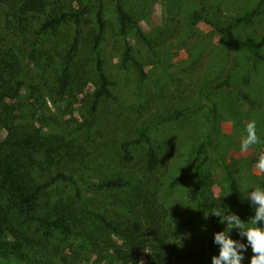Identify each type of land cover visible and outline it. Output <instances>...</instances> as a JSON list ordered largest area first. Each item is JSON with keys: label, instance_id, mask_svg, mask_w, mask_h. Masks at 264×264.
Instances as JSON below:
<instances>
[{"label": "rangeland", "instance_id": "374dc122", "mask_svg": "<svg viewBox=\"0 0 264 264\" xmlns=\"http://www.w3.org/2000/svg\"><path fill=\"white\" fill-rule=\"evenodd\" d=\"M59 1L67 11L85 10L82 24L68 20L54 30H41ZM121 1L155 43L152 52L140 40L135 27H131L126 36L132 45L133 57L145 67L146 77L141 76L134 60H123L125 41L118 21L117 0H49L52 5L44 13L21 14V17L6 1L0 2V54L7 61L2 68L10 71L13 67L10 85L23 82L19 98H6L7 105L16 109L10 112L7 122L14 123L20 134L64 135L70 143L69 164L62 162L54 168H64L86 181L128 173V170L140 174L143 157L139 149H136L137 160L133 163H121L116 168L110 162L115 155L121 157L120 146L125 139L136 138L140 130L149 127L159 152L170 159L169 163L165 160L159 174L165 183L162 201L170 212L177 205L183 210L181 216L166 218L167 226L162 230L169 236L168 247L159 246L160 237L157 236L152 245L128 264H212V257L218 256L220 251L216 243L202 258L190 263L178 259V253L183 254L186 249L184 239L196 238L208 243L214 230L210 216L205 218L203 213L182 236L178 232L180 224L197 213V205L190 197L192 185L168 189L171 180L183 174L198 145L207 140V112L204 109L184 119L165 117L187 107L197 108L203 86L222 75L226 68L231 69L232 85L212 91L211 100L218 107V135L209 148L211 157L205 169L209 185L204 200L210 204L222 197L233 213L248 222L251 213L230 200L220 161L230 166L242 188L246 184L264 186V174H258L255 169L258 152L264 144L253 146L247 153L240 151L242 134L252 119L256 120L257 134L264 141V61H256L247 48L229 50L215 27L206 20H196L195 16L199 12L205 19L228 26L237 17L254 10L260 0ZM101 7L107 30L102 44L97 47ZM77 31L80 32V45L70 70L72 85L66 95L60 97L56 94L58 74ZM231 37L236 42L261 41L264 38V6L251 21L236 25ZM99 53L104 59L106 73L114 82L113 97L103 99L98 110L93 111V96L99 87ZM7 136L6 121L0 117V145ZM116 192L106 199L112 203L111 209L99 206L110 220L116 219L115 212H127ZM96 201L103 203L105 199L101 197ZM143 223L148 227L146 221ZM224 225L226 228V223ZM236 234L237 230L233 229L231 238L236 240ZM113 237L120 244L124 243ZM114 253L107 240L104 249L99 247L90 253L81 248L79 258L71 260L73 264H123ZM71 255L76 257L75 252ZM60 258H54L56 264H64ZM0 264L8 263L0 261Z\"/></svg>", "mask_w": 264, "mask_h": 264}, {"label": "trees", "instance_id": "16d2710c", "mask_svg": "<svg viewBox=\"0 0 264 264\" xmlns=\"http://www.w3.org/2000/svg\"><path fill=\"white\" fill-rule=\"evenodd\" d=\"M4 1L16 11L18 16L44 13L48 6L52 5L49 0H0V2ZM263 6L264 0H260L254 10L237 17L228 26H220L214 21L205 19V16L199 12L196 13L195 18L206 20L214 26L221 35L223 44L229 50L247 48L256 61H264V38L261 41L248 39L236 42L231 37V30L236 25L251 21L259 14ZM103 12L101 7L98 11L97 47L102 44L107 30ZM85 13V10L67 11L59 1L41 30H54L68 20H74L77 25H81ZM117 13L121 34L125 41L123 60L126 62L134 60L141 76L146 77L145 67L133 57L132 45L126 36L129 29L135 27L140 40L152 52L155 51V43L146 34L135 16L125 9L121 0H117ZM79 45L80 32L77 31L63 69L58 74L59 87L56 94L60 97L66 95L72 85L70 70ZM5 62L7 61L0 54V117L6 121L8 130V136L0 145V261L8 264H56L54 258L60 256L62 263L73 264L71 258L78 259L81 248L91 253L99 247L104 249V244L107 245V240H109V247L115 252L114 256L123 264H128L152 245L153 238L157 240V236L160 237L157 241L158 245L168 247L169 236L162 230L167 226L166 218L169 215L181 216L183 207L177 205L174 211L170 212L162 201V186L165 183L161 181L159 174L165 160L169 163L170 159H165L159 152L149 127L140 130L136 138L125 139L120 146L121 157L115 155L110 162L111 166L116 168L120 167L121 163H133L137 160L136 149H139L143 157L140 174H134L128 170V173L119 172L109 177L103 176L86 181L83 178H77L74 173L64 168L56 169L54 167L60 166L62 162L69 164L68 158L71 156L68 153L70 143L64 135L45 136L33 132L20 134L14 123L7 122L11 115L10 112L16 109L15 106L7 105L6 98H19L23 82L17 81L13 86L10 85V78H13L14 71L11 72L13 67L10 71L3 70ZM97 72L99 87L93 96V111L98 110L103 99L113 97L114 82L106 73L101 53L97 59ZM231 79V69L226 68L222 75L203 86L201 103L197 108L187 107L165 117L184 119L204 109L207 112L205 114L209 128L207 140L198 145L183 174L168 184V189L171 190L184 184L192 185L190 197L197 205V213L180 224L181 229L179 228L178 232L182 236L188 226L194 225L196 217L206 212L209 213L213 223L215 236V233L224 231L226 228L224 223L220 222V217L211 215V213L214 210L233 213L231 206L222 197H218L210 204L204 200L209 185L205 172L211 157L209 148L214 145L218 135V107L211 100L212 91L224 86L230 87ZM220 166L224 173V182L230 192L231 202L239 208L246 209L254 217L255 206L251 205L250 199H246V193L237 176L224 161H220ZM113 192H116L119 203L123 202L127 212L123 214L115 212L113 217L116 219L110 220L99 206L111 209L113 205L106 199L111 197L112 195L109 194ZM101 197L105 201L98 203L96 200ZM143 221L147 222L148 227ZM261 226L264 227V222ZM113 235L123 240L124 243L120 244L113 239ZM214 236L208 243L199 242L196 238L184 239L183 244L186 249L184 255L178 253V259L190 263L195 258H202L215 243ZM236 240L247 244V238L241 237L239 230H237ZM68 250L75 252L76 257H72ZM243 255L242 264H250L253 255L250 246L247 251L243 252Z\"/></svg>", "mask_w": 264, "mask_h": 264}, {"label": "clouds", "instance_id": "9594fccd", "mask_svg": "<svg viewBox=\"0 0 264 264\" xmlns=\"http://www.w3.org/2000/svg\"><path fill=\"white\" fill-rule=\"evenodd\" d=\"M244 131L245 134H242L240 143L242 153H247L253 146L264 144L257 134L255 119L247 122ZM255 169L258 174H264V147H261L258 152ZM249 189L252 190L249 191ZM243 190L246 193V199H250L251 205L255 206V215L248 222H244L237 214L230 211L222 213L214 210L211 213L220 217V222L227 225L224 231L215 233L214 242L220 246V251L218 256L212 257V264H242L243 252L247 251L248 246L253 253L250 264H264V227L261 226L264 222V186L246 184ZM208 215L205 213V218ZM233 229L239 230V235L247 238V244L231 238L230 233Z\"/></svg>", "mask_w": 264, "mask_h": 264}]
</instances>
